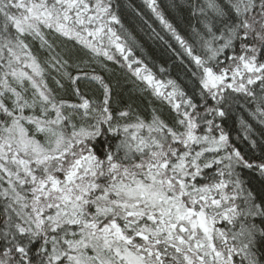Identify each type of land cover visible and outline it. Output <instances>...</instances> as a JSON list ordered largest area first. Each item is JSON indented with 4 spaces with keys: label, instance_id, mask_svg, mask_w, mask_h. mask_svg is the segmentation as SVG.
Wrapping results in <instances>:
<instances>
[{
    "label": "snow or ice",
    "instance_id": "obj_1",
    "mask_svg": "<svg viewBox=\"0 0 264 264\" xmlns=\"http://www.w3.org/2000/svg\"><path fill=\"white\" fill-rule=\"evenodd\" d=\"M144 2L182 51L154 29L152 37L200 70L192 96L172 80L166 94L156 87L176 112L172 126L156 115L113 125L110 90L99 76L91 79L104 87L101 107L91 108L78 88L80 103L57 99L26 42L39 40L49 66L73 84L88 74L66 71L68 60L53 55L45 29L108 60L114 46L128 60L131 49L112 27L123 30L116 0H0V264H237V256L239 264H264V142L247 138L261 158H245L216 123L228 115L229 90L256 99L249 86L257 82L264 115V0H206L212 15L199 8L206 36L197 35L207 61L156 0ZM228 50L225 65L219 57ZM101 124L120 134L117 143L94 146Z\"/></svg>",
    "mask_w": 264,
    "mask_h": 264
},
{
    "label": "trees",
    "instance_id": "obj_2",
    "mask_svg": "<svg viewBox=\"0 0 264 264\" xmlns=\"http://www.w3.org/2000/svg\"><path fill=\"white\" fill-rule=\"evenodd\" d=\"M156 2L165 19L173 24L182 38L193 47L194 54L200 55L207 61L209 53L202 46V40L197 35L199 32L206 36L201 23L204 16L199 12V8L205 7L207 16L211 17L212 15L206 8V0H156ZM116 3L119 5L117 15L123 25V30L120 25L114 24L112 27L125 41L126 47L131 49V54L125 53L128 55V60H125L114 46L108 47V51L114 59L108 60L103 55H94L75 41L47 29L44 30L48 41L54 44L53 55L58 53L62 59L68 60L70 66L66 71L72 76L83 77V74H88V78H81L75 84L49 66L50 55L47 50L40 48L39 40L29 37L26 42L29 43L33 54L38 57V61L44 69V78L49 88L56 94L57 99H64L69 103H80L81 100L74 91L78 88L80 95L90 101L91 108L101 107L105 96L104 87L99 81L91 79L93 76H99L110 90L108 108L114 117L113 125L132 124L136 123L138 119L148 123L156 115L172 126L177 118L176 112L164 97L157 94L155 89L159 86L160 91L165 94L172 91L171 86L168 85V81L172 80L180 90L188 96H192L200 87V70L196 68L189 57L182 55L180 59H177L163 43L152 37L151 30L154 29L164 37L172 49H175L176 52L182 51L180 45L163 27L144 0H116ZM104 45L107 46L106 39ZM69 50L73 54L71 58L67 55ZM229 54L228 50L219 57V60L224 61L225 56ZM261 60H264V57H261ZM136 61L140 63H136ZM224 63L226 65L229 61H224ZM215 64V60L208 61V66H213L214 69ZM137 68H141L151 75L152 82L149 83L137 75ZM193 72L197 75L193 76ZM55 80H59L63 87L58 86ZM249 88L256 93V99L247 97L243 93H228L230 97L227 108L228 115L220 121L225 131L228 132L231 143L243 154H246L245 158L251 157L258 161L261 158L260 151L257 149L254 154L249 147L247 138L255 139L258 143L264 142V115L257 111L258 107L262 106L259 82L250 85ZM209 103L211 104L212 101L209 100ZM68 111L71 110H66V114ZM121 111H127L129 115L120 118L118 113ZM95 115L97 114L95 113ZM76 122L80 123L78 120ZM89 122L87 121V123ZM100 127L102 135L93 142L95 147L99 148L106 142L113 145L118 142L117 137L120 134L109 133L107 124H101ZM143 131L146 132V129ZM214 173L215 168L206 170V175ZM248 175L249 173L246 171L245 178ZM217 226L224 227L225 225L218 223ZM234 259L239 264L240 257L237 256Z\"/></svg>",
    "mask_w": 264,
    "mask_h": 264
},
{
    "label": "rangeland",
    "instance_id": "obj_3",
    "mask_svg": "<svg viewBox=\"0 0 264 264\" xmlns=\"http://www.w3.org/2000/svg\"><path fill=\"white\" fill-rule=\"evenodd\" d=\"M230 51V50H229ZM229 55H231V51H230V54ZM225 62H228V61H226V60H224ZM230 63V62H229ZM140 69V73H139V76H141V78L143 79V77H145V76H148V74H147V72L146 71H143L141 68H139ZM214 70H216V69H214ZM28 71H30V70H28ZM229 93H234V92H232L231 90H229ZM203 111V109H201V112ZM92 116H96L95 115V113H92ZM209 118H211V117H209ZM88 121H90L89 123H94V119H90V120H88ZM216 123L217 124H221V121H220V118H217L216 119ZM207 131V127H206V125H204L202 122H201V126H200V129L198 130V134H204L205 132ZM141 134H143V135H147V132H144L143 130H141ZM213 134H217V133H213ZM206 157L207 158H211V154H206ZM203 161V160H202ZM0 250H2V248H0Z\"/></svg>",
    "mask_w": 264,
    "mask_h": 264
}]
</instances>
